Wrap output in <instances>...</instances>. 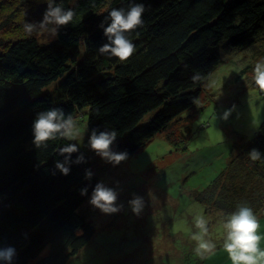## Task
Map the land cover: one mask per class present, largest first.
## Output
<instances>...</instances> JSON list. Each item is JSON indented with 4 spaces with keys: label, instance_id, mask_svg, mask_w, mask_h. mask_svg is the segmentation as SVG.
<instances>
[{
    "label": "trees",
    "instance_id": "1",
    "mask_svg": "<svg viewBox=\"0 0 264 264\" xmlns=\"http://www.w3.org/2000/svg\"><path fill=\"white\" fill-rule=\"evenodd\" d=\"M135 4L145 12L143 26L125 33L136 46L133 57L121 62L101 54L109 40L99 25L110 23L112 9ZM53 6L75 16L67 26L55 25V40L44 44L23 32L26 23L40 26L47 0H0V251L16 249L11 264H68L96 233L82 212L99 183L92 153L79 149L66 163L58 150L73 142L61 138L38 149L32 131L38 112L56 107L65 118L88 117L90 135L115 130L112 147L127 151V161L195 107L223 62L220 44L254 50L264 41V0H53ZM12 25V36L4 35ZM254 148L261 153L256 161L248 156ZM260 179L264 185V123L197 200L222 220L239 206L261 218ZM216 255L211 258L222 260Z\"/></svg>",
    "mask_w": 264,
    "mask_h": 264
},
{
    "label": "rangeland",
    "instance_id": "2",
    "mask_svg": "<svg viewBox=\"0 0 264 264\" xmlns=\"http://www.w3.org/2000/svg\"><path fill=\"white\" fill-rule=\"evenodd\" d=\"M13 25L2 29V33L12 36L10 29H16ZM52 29H56L55 24H48L45 29L35 25L30 36L47 44L56 38ZM263 42L258 41L254 50L234 49L228 42L220 44L218 51L223 62L195 107L173 122L167 133L159 134L116 167L91 150L88 117L76 119L80 135L71 141L81 151L92 153L99 183L118 193L116 205L123 208L109 214L93 206L91 199L85 203L82 212L96 233L92 242L68 264H220L224 260L225 264H232L223 250V218L206 209L197 200V193L212 185L228 167L241 141L253 139L264 123V92L254 83V67L257 62H264ZM233 105L235 110L228 120H223V112ZM112 150L118 152L120 145ZM260 181L262 189L263 179ZM133 193L143 198L139 216L128 203ZM198 215L208 221L205 239L215 244L213 250L199 255L195 251L197 242L192 239V234L199 231L194 223ZM258 220L259 234L264 237V217ZM260 246L264 248V240ZM216 254L222 260L211 258Z\"/></svg>",
    "mask_w": 264,
    "mask_h": 264
},
{
    "label": "clouds",
    "instance_id": "3",
    "mask_svg": "<svg viewBox=\"0 0 264 264\" xmlns=\"http://www.w3.org/2000/svg\"><path fill=\"white\" fill-rule=\"evenodd\" d=\"M48 9L44 12L43 22L40 24L41 29H45L48 24L58 26L69 25L75 16L73 9L65 10L62 6H53V0H47ZM145 12L144 4H135L125 11L123 8L112 9L106 20L110 23L102 22L99 27L103 29L104 35L108 38L109 43L104 44L99 52L101 54H109L110 57L118 58L121 62H126L131 59L136 52V46L132 40L128 39L125 33L135 31L144 24L143 14ZM33 24H25L24 31L27 35H31ZM53 32L56 29H52ZM200 76L195 73L192 80L198 81ZM254 83L256 87L264 92V62H257L254 67ZM235 110V105L232 109H226L223 112L222 119L228 120L232 112ZM32 131L34 134L33 143L39 149L47 148L49 141H56L58 138L75 140L79 135L77 122L71 114L65 118L63 108H50L46 111L38 112L33 120ZM117 141V132L115 130L97 131L93 129L88 138V144L92 151L95 152L106 163L113 167L118 166L122 161L128 158V152H114L112 146ZM59 154H67L65 162L71 158V154L78 152L77 144L71 143L68 146L59 148ZM248 156L251 160L256 161L261 158V153L257 149H252ZM84 161L81 155L76 160V163ZM56 167L64 175H68L70 169L65 167L59 161L56 162ZM86 178H91L93 173L86 171ZM87 193V188L81 190V194ZM118 193L112 188L106 187L103 182L97 183L91 196L90 203L104 213H117L123 205H116ZM129 205L132 212L139 216L143 207V198L133 193V198L129 200ZM194 223L199 230L192 234V239L197 242L196 253L202 254L205 251H211L215 248V244L210 240L205 239L208 235V221L203 215L194 217ZM224 230L223 250L228 254L232 264H264V248H261V241L264 240L259 234L260 222L254 214L252 208L248 206H239L238 209L228 215L222 222ZM16 256V249L9 247L0 251V259L6 260L11 264L13 257Z\"/></svg>",
    "mask_w": 264,
    "mask_h": 264
},
{
    "label": "water",
    "instance_id": "4",
    "mask_svg": "<svg viewBox=\"0 0 264 264\" xmlns=\"http://www.w3.org/2000/svg\"><path fill=\"white\" fill-rule=\"evenodd\" d=\"M119 148V147H118Z\"/></svg>",
    "mask_w": 264,
    "mask_h": 264
}]
</instances>
